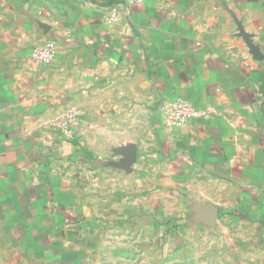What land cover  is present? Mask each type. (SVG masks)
Returning a JSON list of instances; mask_svg holds the SVG:
<instances>
[{"label":"crops","instance_id":"obj_1","mask_svg":"<svg viewBox=\"0 0 264 264\" xmlns=\"http://www.w3.org/2000/svg\"><path fill=\"white\" fill-rule=\"evenodd\" d=\"M143 196L264 233V0H0V264H93Z\"/></svg>","mask_w":264,"mask_h":264},{"label":"rangeland","instance_id":"obj_2","mask_svg":"<svg viewBox=\"0 0 264 264\" xmlns=\"http://www.w3.org/2000/svg\"><path fill=\"white\" fill-rule=\"evenodd\" d=\"M181 203L161 197L151 206L143 196L139 206L108 208L110 229L91 236L93 264H264L259 224L224 218L201 225Z\"/></svg>","mask_w":264,"mask_h":264},{"label":"built area","instance_id":"obj_3","mask_svg":"<svg viewBox=\"0 0 264 264\" xmlns=\"http://www.w3.org/2000/svg\"><path fill=\"white\" fill-rule=\"evenodd\" d=\"M128 6L139 5L143 0H124ZM118 20L117 7L114 6L107 16V22L114 24ZM57 57V46L54 42H46L44 44L36 46L32 53L31 59L34 64L42 67L52 66L55 63ZM167 121L171 126L180 127L185 126L194 119L207 118L214 110L212 109H197L190 102L186 100H177L170 104L166 110ZM75 120L74 115H70L68 119ZM69 121V120H68ZM67 122L61 124L62 127L66 126Z\"/></svg>","mask_w":264,"mask_h":264},{"label":"water","instance_id":"obj_4","mask_svg":"<svg viewBox=\"0 0 264 264\" xmlns=\"http://www.w3.org/2000/svg\"><path fill=\"white\" fill-rule=\"evenodd\" d=\"M127 158H128V159H127V161H126V164H127V167H128V166L131 165L133 162H135V157L132 156V159H131V156L129 155Z\"/></svg>","mask_w":264,"mask_h":264}]
</instances>
